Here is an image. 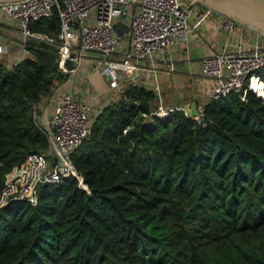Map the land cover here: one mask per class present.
Listing matches in <instances>:
<instances>
[{
	"label": "trees",
	"instance_id": "16d2710c",
	"mask_svg": "<svg viewBox=\"0 0 264 264\" xmlns=\"http://www.w3.org/2000/svg\"><path fill=\"white\" fill-rule=\"evenodd\" d=\"M67 77L47 44L0 67V195L47 147L34 106ZM156 99L130 85L102 107L72 155L84 186L63 178L39 187L37 205L0 207V264H264V100L207 102L199 124L183 113L149 121Z\"/></svg>",
	"mask_w": 264,
	"mask_h": 264
},
{
	"label": "built area",
	"instance_id": "2783aa9c",
	"mask_svg": "<svg viewBox=\"0 0 264 264\" xmlns=\"http://www.w3.org/2000/svg\"><path fill=\"white\" fill-rule=\"evenodd\" d=\"M194 1L21 0L0 4V19L16 22L22 36L21 58L12 64L0 62V67L12 68L31 57L33 48L47 44L55 48L59 70L69 77L89 59L93 60L92 69L105 77L119 97L128 86L141 84L139 72L158 89L155 68L171 61L175 39L186 40L191 30L199 29L215 13L205 5H194ZM220 17L226 39L219 50L204 56L201 62V74L212 80L207 102L230 94L246 101L249 92L264 100V79L257 74L264 66V34L230 17ZM43 19L57 22V27L49 32L33 30L32 26ZM29 39L37 40L39 45L30 44ZM8 48L0 34V56ZM42 104L44 100L34 106V121L46 137L47 147L29 154L6 175L0 207L16 199L37 205L39 187L63 178L75 177L84 186L72 155L91 134L94 118L102 108L94 109L72 92L60 95L47 116L41 114ZM205 104H196L191 112L185 104L159 100L145 116L155 123L183 113L201 124Z\"/></svg>",
	"mask_w": 264,
	"mask_h": 264
},
{
	"label": "crops",
	"instance_id": "0c3cea01",
	"mask_svg": "<svg viewBox=\"0 0 264 264\" xmlns=\"http://www.w3.org/2000/svg\"><path fill=\"white\" fill-rule=\"evenodd\" d=\"M221 20L219 14H211L199 29L188 33L186 40L175 39L171 61L161 62L155 68L158 89L154 87V83H147L143 72H139L140 83L154 90L156 103L160 100L164 103L185 104L191 112L195 111L196 104L207 103L206 92L212 80L201 74V62L204 56L219 50L226 39L221 28ZM0 34L9 47L8 51L0 56V62L12 64L22 56L19 45L22 36L16 22L8 18L0 19ZM244 34L248 36L247 32ZM256 39L259 41L261 37ZM92 61L84 60L76 74L67 77L61 89L63 94L72 92L77 98L87 100L94 109L99 110L115 101L114 95L115 97L119 95L116 90L109 88L107 80L99 71L92 69ZM171 65L173 69L170 68Z\"/></svg>",
	"mask_w": 264,
	"mask_h": 264
},
{
	"label": "water",
	"instance_id": "95a60500",
	"mask_svg": "<svg viewBox=\"0 0 264 264\" xmlns=\"http://www.w3.org/2000/svg\"><path fill=\"white\" fill-rule=\"evenodd\" d=\"M16 1L21 0H0V4ZM193 4L205 5L222 16L264 34V0H195ZM28 42L39 45L35 39H29Z\"/></svg>",
	"mask_w": 264,
	"mask_h": 264
},
{
	"label": "rangeland",
	"instance_id": "374dc122",
	"mask_svg": "<svg viewBox=\"0 0 264 264\" xmlns=\"http://www.w3.org/2000/svg\"><path fill=\"white\" fill-rule=\"evenodd\" d=\"M202 6H204V5H200V7H202ZM216 13V12H215ZM218 14V13H217ZM220 15V14H219ZM240 24V23H239ZM240 25H242V24H240ZM243 26V25H242ZM245 27V26H244ZM247 28V27H246ZM247 29H250V28H247ZM251 30V29H250ZM253 30V29H252ZM256 31V30H255ZM254 31V32H255ZM256 32H258V31H256ZM258 33H260V32H258ZM66 81H67V79H65L63 82H56L55 84H54V86L52 87V89H51V91L48 93V94H46L45 95V97L43 98V100H44V104H42L43 105V110H42V115H45V116H47V114H48V111H49V108L55 103V101H56V95L57 96H60L61 95V93L63 94V92H62V89H61V87H62V85L63 84H65L66 83ZM61 92V93H60ZM119 97H115V95H114V97H113V99H118ZM94 106H96V105H94ZM149 121H153V119L151 118V119H149Z\"/></svg>",
	"mask_w": 264,
	"mask_h": 264
}]
</instances>
